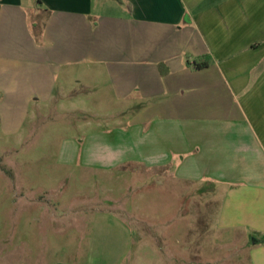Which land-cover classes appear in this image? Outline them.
Here are the masks:
<instances>
[{"label": "crops", "instance_id": "obj_1", "mask_svg": "<svg viewBox=\"0 0 264 264\" xmlns=\"http://www.w3.org/2000/svg\"><path fill=\"white\" fill-rule=\"evenodd\" d=\"M105 2L0 0L1 124L21 132L34 104L63 98V73L102 76L116 99L137 103L129 128L158 152L145 168L206 183L218 227L264 264V0ZM113 220L98 214L93 228L104 240L103 228L118 231V264L134 235Z\"/></svg>", "mask_w": 264, "mask_h": 264}, {"label": "rangeland", "instance_id": "obj_2", "mask_svg": "<svg viewBox=\"0 0 264 264\" xmlns=\"http://www.w3.org/2000/svg\"><path fill=\"white\" fill-rule=\"evenodd\" d=\"M97 1V10L110 6ZM85 72L59 75L64 97L34 104L21 132L0 120V264H115L110 237L119 233L98 235V214L133 228L118 264H250L242 237L218 227L207 184L147 170L158 152L129 128L137 103ZM41 196L42 205L27 203Z\"/></svg>", "mask_w": 264, "mask_h": 264}]
</instances>
